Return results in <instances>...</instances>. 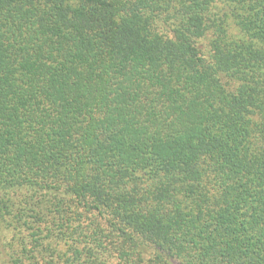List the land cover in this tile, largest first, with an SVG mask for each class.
<instances>
[{
	"label": "trees",
	"instance_id": "trees-1",
	"mask_svg": "<svg viewBox=\"0 0 264 264\" xmlns=\"http://www.w3.org/2000/svg\"><path fill=\"white\" fill-rule=\"evenodd\" d=\"M0 264H264V0H0Z\"/></svg>",
	"mask_w": 264,
	"mask_h": 264
}]
</instances>
